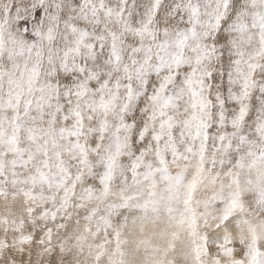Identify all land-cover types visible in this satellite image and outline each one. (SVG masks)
<instances>
[{"label": "snow or ice", "instance_id": "obj_1", "mask_svg": "<svg viewBox=\"0 0 264 264\" xmlns=\"http://www.w3.org/2000/svg\"><path fill=\"white\" fill-rule=\"evenodd\" d=\"M0 264H264V0H0Z\"/></svg>", "mask_w": 264, "mask_h": 264}]
</instances>
